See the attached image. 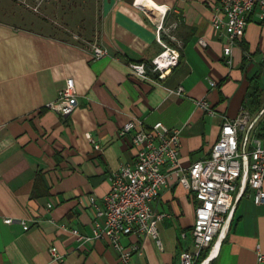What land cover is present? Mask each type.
<instances>
[{
  "label": "crops",
  "instance_id": "crops-1",
  "mask_svg": "<svg viewBox=\"0 0 264 264\" xmlns=\"http://www.w3.org/2000/svg\"><path fill=\"white\" fill-rule=\"evenodd\" d=\"M220 3L105 0L108 39L100 44L56 37L34 20L30 28L0 19V264H61L52 247L65 264H121L109 240H80L73 229L93 235L90 196L100 200L110 175L136 160L132 134H120L124 123L138 118L146 128L162 121L178 129L180 160L188 166L209 154L224 120L254 110L244 105L249 94L256 91L264 105V20L250 14L245 35L232 43L230 64L227 39L211 21ZM95 46L108 54L96 58ZM167 48L179 51V64L154 71L152 59ZM131 62L148 64V76L133 72ZM68 77L80 103L64 116L49 104ZM179 86L185 91L178 93ZM199 98L214 112L197 107ZM196 204L193 192L170 177L152 203L166 214L160 242L147 234L122 238L125 246H143L131 264H182L181 253L195 250ZM258 245L264 251V203L246 195L202 263L264 264Z\"/></svg>",
  "mask_w": 264,
  "mask_h": 264
},
{
  "label": "built area",
  "instance_id": "built-area-1",
  "mask_svg": "<svg viewBox=\"0 0 264 264\" xmlns=\"http://www.w3.org/2000/svg\"><path fill=\"white\" fill-rule=\"evenodd\" d=\"M220 6L213 12L211 21L227 43L224 53L232 63V43L242 38L249 24V16L256 13L264 20V0H220ZM161 27V25H160ZM205 44L204 40H200ZM108 54V49L94 47V56ZM177 49L162 51L151 61L154 71L168 72L179 64ZM133 72L148 76V64L131 62ZM216 86L215 80H210ZM185 91L183 86L176 90ZM197 107L213 113L214 109L207 98H199ZM79 94L75 79L68 77L59 90L57 100L50 108L61 115L72 114L79 106ZM133 118L124 123L120 134H132V144L137 148L133 163H127L110 175L111 188L100 200L90 196L95 209L93 235L81 234L73 229L80 240L105 238L119 251L121 264H131L134 253L143 255V246L137 242L125 246L122 238L130 235H151L159 240V225L166 215L156 213L152 203L168 179L175 176L177 181L193 192L197 204L192 230L194 251L181 253L182 264H195L200 252L211 247L215 237L229 226L236 212L239 200L251 196L255 204L264 203V105L252 117L244 112L233 119L223 121L219 138L212 144L207 156L184 166L180 160L181 137L178 129L157 121L151 127ZM96 148H100L96 144ZM51 206V204H50ZM5 218V222H13ZM25 229L29 224L22 222ZM51 253L61 264L63 256L56 247ZM258 260L264 262V251L257 246Z\"/></svg>",
  "mask_w": 264,
  "mask_h": 264
},
{
  "label": "rangeland",
  "instance_id": "rangeland-1",
  "mask_svg": "<svg viewBox=\"0 0 264 264\" xmlns=\"http://www.w3.org/2000/svg\"><path fill=\"white\" fill-rule=\"evenodd\" d=\"M104 3L105 0H0V19L30 28L39 22L45 25L44 31L56 37L100 44L108 39ZM261 81L264 84V74ZM258 110L248 111L254 117Z\"/></svg>",
  "mask_w": 264,
  "mask_h": 264
},
{
  "label": "trees",
  "instance_id": "trees-1",
  "mask_svg": "<svg viewBox=\"0 0 264 264\" xmlns=\"http://www.w3.org/2000/svg\"><path fill=\"white\" fill-rule=\"evenodd\" d=\"M244 105L251 108L254 107V109H260L262 107L261 102H259L258 100V94L256 93V91L249 94L248 98L244 102ZM209 249L210 247L200 252L195 264H201V262L208 257Z\"/></svg>",
  "mask_w": 264,
  "mask_h": 264
},
{
  "label": "bare ground",
  "instance_id": "bare-ground-1",
  "mask_svg": "<svg viewBox=\"0 0 264 264\" xmlns=\"http://www.w3.org/2000/svg\"><path fill=\"white\" fill-rule=\"evenodd\" d=\"M206 262H207V263H206ZM206 262L204 261L203 264H208V261H206Z\"/></svg>",
  "mask_w": 264,
  "mask_h": 264
},
{
  "label": "water",
  "instance_id": "water-1",
  "mask_svg": "<svg viewBox=\"0 0 264 264\" xmlns=\"http://www.w3.org/2000/svg\"><path fill=\"white\" fill-rule=\"evenodd\" d=\"M221 235V234H220ZM203 264V263H202Z\"/></svg>",
  "mask_w": 264,
  "mask_h": 264
}]
</instances>
